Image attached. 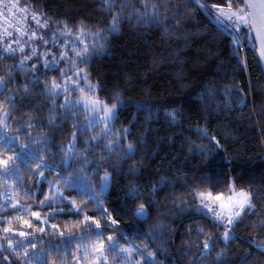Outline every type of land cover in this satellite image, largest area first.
Segmentation results:
<instances>
[{"label":"trees","instance_id":"obj_1","mask_svg":"<svg viewBox=\"0 0 264 264\" xmlns=\"http://www.w3.org/2000/svg\"><path fill=\"white\" fill-rule=\"evenodd\" d=\"M197 1L221 7L231 3L237 8L236 0ZM21 2L49 24L43 33L48 44L34 40L39 59L21 65L18 57L7 55L0 46V82H7L6 87L0 85V105L4 107L0 159H13L22 188L43 199L47 181L59 180L71 167L62 162L61 146L70 144L75 134L78 170L83 168L89 187L99 194L107 214L118 221L110 225L101 207L92 201L86 213L102 219L104 232L118 235L121 243L140 244L157 264H264V253L257 247H264V68L251 31L242 28L243 61L231 38L196 0ZM109 2L118 6L109 10ZM116 13L121 14L118 30L109 32ZM153 17L158 24L152 23ZM61 21L72 29L70 36L82 35L81 26L91 33L99 29L100 35L107 36L89 54L87 65L81 66L97 85L101 100L111 106L110 97H119L118 119L108 135L116 133L125 149L131 143L130 156L119 149L117 155L108 156L92 140L94 136L103 138V128L86 129L88 118L76 108L66 116L62 100L47 96L42 83H36L37 77L50 82L59 76L60 71L43 74L45 58L51 65L52 55H59L57 67L65 64L61 60L65 40L60 35L65 31ZM83 35L94 39L87 32ZM2 113H8V118ZM12 134L29 148L23 150L12 143ZM33 154L54 170L46 171ZM78 170L69 175L77 178ZM96 170L99 175L93 174ZM105 171L112 179L108 190L101 193ZM232 185L237 191H247L254 207H247L243 219L228 230L196 209L198 195L228 197ZM133 189L139 190L138 199L129 195ZM140 203L145 204L147 216L137 219L134 209ZM69 207L63 206L62 221L71 220ZM54 216L60 218V214ZM2 227L0 223V241ZM225 231L230 237L227 241L221 239ZM213 239L215 243L205 250L203 242ZM4 255L11 264H23L9 250L0 251V264Z\"/></svg>","mask_w":264,"mask_h":264},{"label":"rangeland","instance_id":"obj_2","mask_svg":"<svg viewBox=\"0 0 264 264\" xmlns=\"http://www.w3.org/2000/svg\"><path fill=\"white\" fill-rule=\"evenodd\" d=\"M81 36L82 35H78V37ZM70 37L78 38L75 35ZM72 38L67 39L68 47H65L64 40L62 46V49H64V56L66 59H74V63L71 64L72 67L86 72L84 66H81V64H79V58L75 57L74 52L71 50V45L74 43V39ZM83 40L84 44H76V51L82 52L83 47L86 44L89 47V54L92 53L93 51L91 45L93 41L89 40L85 35H83ZM237 44L239 54H241L240 57L243 59V61H245V50L243 51V49L240 47V44ZM53 56H56V58H60L59 55L53 54L52 58ZM67 67H69V64L65 63L60 70L63 71ZM61 71L59 73V76L56 77L57 79L55 80V82L60 85L61 88L64 87L65 80L76 81V77L72 73H68V76L65 77L64 80H62ZM76 83L79 84L80 88L84 89V97L89 99L95 98L99 101L104 102L98 97L97 85L93 84L90 79L89 83L93 86H96V91L94 92H89L82 82L76 81ZM1 89L2 88L0 87V90ZM66 95L70 100L75 101L77 105L81 104V95L77 92L69 91ZM54 98H60L62 100L60 105H64V95ZM72 108L78 109L85 115V117L88 118L86 120V123H89V120L92 118V116L96 115L95 113H91L88 111L82 112L80 107H71L70 110ZM2 109H4V107L0 105V114ZM70 110L68 111V113H66L63 109V112L67 116L69 115ZM97 111L99 112L100 117L104 116L103 111L99 109ZM3 114L4 113H2V117ZM99 125L104 128V123L101 122H97L96 125L92 128H95ZM110 126L111 125H109V127ZM1 127L2 129H5V126L2 125ZM114 135L117 134L114 133ZM9 136H11L10 141L12 143L15 142L19 146V148H22L21 145L23 144L19 141H15L20 140L19 138L15 139L16 136H14L13 134ZM28 145L27 143H24L23 150L25 146L29 148ZM115 145L116 141L113 142V146ZM17 156L19 155H13V157ZM13 164L14 162L11 158L8 161L7 167H5L4 165H0V216L3 214V217L0 218V223L1 225L5 226L4 228L2 227L4 236L0 241V251L2 253H4L6 250L13 252L8 246V242L10 240L12 243V248L15 249V252H13L14 257L19 258L23 264H45V262L46 264H94L96 258L100 256L101 251L103 252V256L100 257L99 264H131L132 261H137L139 262V264H149L150 260L152 264H157V262L153 259V255L150 258L147 252L148 250L139 247L141 246L140 244H133V246H136V250L133 251L131 257L119 255V248L128 249L132 248L133 246L129 245V243H121L117 238L118 235H111L104 232L102 230L101 224L102 219H99V217L93 220L100 221V228L97 229L95 227H89L88 225L91 223V221L86 222L85 216H88L89 214L86 213V210H90L92 208V200H90L87 195L78 192V190L74 186L66 183L63 179L60 178L55 182L52 181V185L51 187L49 186L45 191L46 194L43 199L39 200L38 198H36V195H33V193L27 188H22V185H20L18 170L12 171ZM69 164H71V167ZM66 165H69V167H67L69 169L68 171L63 173V176H69L70 171L78 170V164L75 162V158L68 160L66 162ZM57 184L63 185V187L60 189V192L64 197L63 200L55 195V187ZM90 188L94 189L93 186H90ZM107 190L108 187L104 191ZM209 194L213 195L212 198L209 197ZM49 201H52L51 207L48 206ZM71 201H75V207L80 209L83 215L72 214V217V208L69 207L70 209L67 211L70 212L69 215L71 216V220L62 221V215L64 211L63 206L67 209L68 206H70ZM198 201L199 206L196 209L198 213L210 215V209L219 208L217 197L214 193L198 195ZM205 204H208L209 208H205ZM33 212H38L40 214L39 221L35 216L32 215ZM54 212L60 213L59 219L54 216ZM53 224L56 225V228H52ZM29 225H31V227H29ZM41 228L43 229V231L39 230ZM5 229H11V231H4ZM21 232L25 233V235L21 236ZM61 233H63V235H61ZM99 233L103 234L101 235ZM109 236L112 237L111 241H109L108 239ZM69 237L71 239H67ZM18 241H24L23 247L18 246ZM113 242L118 244L119 248L110 249L109 245ZM33 244H35V247L32 246ZM101 244H103L104 246L103 249L100 248ZM25 249L29 254L28 257H25L24 255ZM3 257L5 258L6 256L4 255ZM81 257L84 259H77ZM7 260L9 261V259Z\"/></svg>","mask_w":264,"mask_h":264},{"label":"snow or ice","instance_id":"obj_3","mask_svg":"<svg viewBox=\"0 0 264 264\" xmlns=\"http://www.w3.org/2000/svg\"><path fill=\"white\" fill-rule=\"evenodd\" d=\"M237 2V10H233L232 8V4L229 3L227 10L222 9L219 7V5H205L204 7L208 8L209 11H215L218 12L221 16H223L227 21L230 22V25L232 27V29L239 31L241 28H247L249 31L251 30H255L257 36L261 37V49H260V56L262 58H264V0H259L258 3L256 2H250V0H236ZM243 3V7H239V4ZM118 5H116L115 3H108V7L109 10H111L114 7H117ZM145 9H147V4L144 5ZM4 7L7 8L8 13L11 14L13 17H16V13L13 12V9H17L18 12L21 14L20 17L17 18L18 22L22 21L24 17H26L29 14L28 8L27 7H21L18 5V3H10V4H5ZM121 12H123V5H119ZM4 13L0 12V16H3ZM33 19H36V14L32 13L31 14ZM140 15V14H138ZM142 18V17H141ZM121 20V14L120 13H116L114 15H112L111 17V26L108 29L109 32H116L117 26L119 24ZM37 24L39 25V20H36ZM218 22H219V18H218ZM63 28L65 29L64 32H61L60 35L65 37V47H68L67 45V39L72 38L70 37V33L72 31V29L69 27V25L66 22H59ZM152 23L154 24H158L159 21L153 17L152 19ZM48 25L45 23L44 25H42L41 27H47ZM79 32L82 34L81 37L78 38H72L74 39V43L71 45V50L74 52L75 57L79 58V63L80 64H85L87 65L88 60H89V47L88 45H84L83 47V51H76V44H84V40H83V34L85 32H87L89 35H92L94 37V40L92 42V51H96L97 48L101 47V43L100 41L102 40H106L107 36L106 35H100L99 34V29L97 33H91L90 30H88L86 28V26H81L79 28ZM9 37L11 36V34H8ZM26 35V33L21 32L20 33V38L22 39L24 36ZM32 36H35V33H32ZM40 40L43 41V43L45 45L48 44L47 40H44L43 37H39ZM30 43V41H24V44H28ZM52 44L53 46L57 45V41L55 39V37L52 40ZM32 52L31 56H27L26 59L31 60L33 58L39 59V54L37 53V50L35 48H31L30 49ZM5 53L9 56L14 55L17 53V51H19V53L23 54L24 53V45L20 44L19 42H17L16 47H13L11 44H9L5 49H4ZM61 60H63L65 63L69 64V67H67L65 70L61 71L58 67H57V60L56 57L53 56L52 58V63L51 65H49V61L47 58L44 59L43 61V67L45 69V72L43 73L44 75L48 74V71H61V79L64 80L65 77L68 76V73H72L75 77H76V81L82 82L85 86V88H87V90L89 92H94L96 91V86H93L89 83V77L88 74L78 68L72 67L71 64L74 63V59L72 58H65L64 56V49H61ZM21 65L24 63V60L20 61ZM35 67V65L33 66ZM5 71H7V69H5ZM9 75H11L9 73ZM76 81H69V80H65L64 83V87L61 88L60 85H58L54 80L52 81H39L38 77L36 79V83H42L43 88L46 92V95L49 97H59L61 95L65 96V103L64 105H62L61 107L65 110L66 113H68V111L70 110L71 107H80L82 112L83 111H88L91 113H95L96 115L92 116V118L89 120V123L86 124L84 127L90 128V127H94L96 125L97 122H101L104 123V128L101 130L104 135L103 138L100 137H92V140L96 142L97 146H103L104 148V152L108 154V156H115L118 154L117 149H119V152H123L126 155L131 154L132 151V144L129 143L127 145V148L125 149L124 147L121 146L119 138H117L115 135L113 136H109L108 133L111 130L109 125L114 124L115 120L118 119V105L121 103L119 100L118 96L115 97H110V99H112L114 102L111 104V106H109L107 103H104L102 101H99L98 99L92 98H86L83 96V92L84 89L79 87V84L76 83ZM0 85L6 87L7 86V82L3 81L0 82ZM27 91V88L25 89ZM69 91H74L77 92L78 94L81 95V104L77 105L75 101L70 100L67 97V93ZM101 110L104 112V116L100 117L99 116V112L97 110ZM170 117L172 119H175V114L171 113L169 114ZM4 119L8 118V113H4L3 114ZM75 118V117H73ZM53 117H49V123H52ZM0 123H3V120H0ZM73 127H78L77 125H73ZM125 134H127L128 130L124 129L122 130ZM214 139V138H213ZM116 141V145L113 146L112 141ZM105 141H108V143H105ZM38 143H41V141L37 140ZM43 143L47 146V141H43ZM21 147L23 148L24 146L21 145ZM216 147H219V141H216ZM77 141L75 139V134H73V140L70 144L64 146H61V151L65 154V157L62 158V162L66 163L68 160H71L72 158L77 156ZM203 152V150H202ZM100 158L103 160L104 159V155L103 153L99 154ZM80 156L83 158V153H80ZM11 159V157H9L8 159H0V165H4L5 167H7L8 165V160ZM33 159L37 160L38 164L43 165L44 169L46 171H53L54 169L46 164L43 159L39 158L38 156H36L35 154H33ZM89 162L86 161V159L84 160V166L87 167ZM113 168H115V165H111ZM12 171H17V168L15 166V164L12 165ZM94 175H99V170H96L94 173ZM36 175L43 177V173L42 172H38L36 173ZM11 178V177H9ZM61 179H63L66 183L74 186L78 192L83 193L84 195H87L88 198L94 202H96L98 204V206L101 207L102 212L105 214L107 221L109 222L110 225H116L118 223L117 220L112 219L110 215L107 214V210L103 208V203L99 198V194L94 190L91 189L89 187L90 185V181H88L85 178V173L83 168L78 170L77 172V178L72 177L71 175L69 176H62ZM112 177L111 174L107 171H105L104 176L102 177L101 180V186H100V192L102 193L109 185L110 181H111ZM47 183L49 184V186L51 187L52 182L51 181H47ZM63 187L62 184H57L55 187V195L58 196L61 200L64 199L63 194L60 192V189ZM138 189H133L129 195L134 198V199H138L139 197L137 196L138 193ZM155 191V190H153ZM229 191V196L228 197H222V196H218L217 197V201H218V206L221 209V212H215L214 209H210L212 212V215L215 216L217 218V220L220 222V226H225L224 222H226L227 225H232L234 223L239 222L240 219V215L241 212L244 211V209L246 207L248 208H252L254 207L251 204V196L250 194L241 189L239 191H237L235 189V186L232 185L229 187L228 189ZM202 195V194H201ZM210 195V194H209ZM226 201V202H225ZM48 206L51 207L52 206V201H49ZM70 207L72 208V212L71 214H76V215H83V213L80 211V209L75 207V201H71L70 202ZM205 208H209L208 204L204 205ZM56 214H60V213H54V215ZM33 216H35L37 218V220H40V214L38 212H33L32 213ZM147 215L146 212V206L144 203H140L135 209H134V216L137 219H142ZM235 217V219L233 218ZM85 221H91V223L88 225L89 227H95L97 229L100 228V221L99 220H93L92 217L89 216H85ZM27 223V222H25ZM29 227H31V225H29ZM52 228H56V225L53 224ZM40 231H43V229H39ZM4 231H11V229H5ZM202 231V230H201ZM99 234H103V233H99ZM21 236L25 235V233L21 232L20 233ZM61 235H63V233H61ZM217 235H219V233H217ZM229 233L228 231H225L221 237V239H223L224 241H227L229 239ZM67 239H71L70 237ZM109 241L112 240V237L109 236L108 237ZM215 243V240H205L203 242V248L205 250L209 249L210 246L212 244ZM18 246L23 247L24 245V241H18L17 242ZM8 246L9 248L15 252V249L12 248V243L9 240L8 242ZM33 247H35V244L32 245ZM103 244L100 245V248L103 249ZM258 248H260L261 252L264 253V247L257 245ZM110 249H116L119 248V245L116 244L115 242L111 243L109 245ZM136 250V246L134 245L132 248H128V249H124V248H119V255L121 256H126V257H131L133 251ZM24 255L25 257H28V252L25 249L24 251ZM150 255V254H149ZM103 256V252H100V256H98L96 258V261H94V264H99V260L100 257ZM79 259H84V258H77ZM3 264H11L10 261L7 260V258H4V262ZM46 264V262H45ZM131 264H139V262L137 261H132ZM149 264H152L151 260L149 261Z\"/></svg>","mask_w":264,"mask_h":264},{"label":"built area","instance_id":"obj_4","mask_svg":"<svg viewBox=\"0 0 264 264\" xmlns=\"http://www.w3.org/2000/svg\"><path fill=\"white\" fill-rule=\"evenodd\" d=\"M198 5L202 8V10L206 13V15L209 17V19L221 30H223L232 40L233 45L236 48V51L239 54V50L237 48L238 44H240V47L245 50L246 46L243 43L242 37H241V32L242 30L240 29L239 31L232 29L230 22L227 21L223 16H221L218 12L209 11L208 8L204 7L205 5L211 6L209 4H205L202 2H198ZM10 3H18L19 6L21 7H27L24 5L21 0H0V12H3L4 15L0 16V46H2L3 50L11 44L13 47H16L17 42L20 44L24 45V53L21 54L19 51H17L16 54L11 55V56H16L19 58V63L21 60H24L23 64H27L29 62L34 61L36 58H33L31 60L26 59L27 56H31V48H35L38 53V45L37 43H34V40L39 39V37H43V33L49 29V24L47 21L44 20L41 14L37 13L33 9L28 8L29 14L23 18L22 21L18 22L17 18L20 17V13L18 12L17 9H13V12L16 13V17H13L11 14L8 13V10L6 7H4L5 4H10ZM222 9L227 10V7H221ZM233 10H237L236 7L232 6ZM32 13L36 14V19H33ZM219 18V22H218ZM39 20V25L37 24L36 20ZM47 24V27H41L44 24ZM24 32L26 35L21 39L20 38V33ZM11 34L9 37L8 34ZM32 33H35V36H32ZM24 41H30L28 44H24ZM5 52V51H4ZM241 54H239L240 56ZM21 64V63H20ZM246 209V208H245ZM244 209V211H245ZM215 212H221L220 208L214 209ZM244 211L241 212L240 215V220L243 219V214ZM208 217H210L213 221L218 222L220 225V222L217 220L215 216L212 215V212L210 215L207 214ZM235 219V217H233ZM238 223V222H237ZM237 223H234L232 225H227L226 222H224L225 226H221L225 229L231 230Z\"/></svg>","mask_w":264,"mask_h":264},{"label":"water","instance_id":"obj_5","mask_svg":"<svg viewBox=\"0 0 264 264\" xmlns=\"http://www.w3.org/2000/svg\"><path fill=\"white\" fill-rule=\"evenodd\" d=\"M250 2H256L258 3L259 0H250ZM251 33H252V38H253V41H254V44H255V47L257 49V53H258V56L260 58V62L264 68V58H262L260 56V49H261V37L260 36H257L255 30H251Z\"/></svg>","mask_w":264,"mask_h":264},{"label":"crops","instance_id":"obj_6","mask_svg":"<svg viewBox=\"0 0 264 264\" xmlns=\"http://www.w3.org/2000/svg\"><path fill=\"white\" fill-rule=\"evenodd\" d=\"M212 196H213L212 194L209 195L210 198H212ZM214 197H215V196H214Z\"/></svg>","mask_w":264,"mask_h":264}]
</instances>
